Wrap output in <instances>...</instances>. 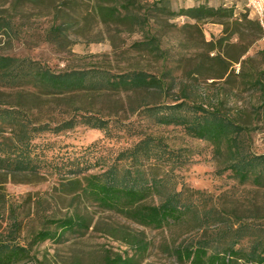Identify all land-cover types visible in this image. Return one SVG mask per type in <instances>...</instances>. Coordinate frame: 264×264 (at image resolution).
Instances as JSON below:
<instances>
[{
	"label": "rangeland",
	"instance_id": "obj_1",
	"mask_svg": "<svg viewBox=\"0 0 264 264\" xmlns=\"http://www.w3.org/2000/svg\"><path fill=\"white\" fill-rule=\"evenodd\" d=\"M158 0H148L154 2ZM193 0H166L171 12ZM224 11L200 22L157 15L143 28L99 23L88 0H0V56L39 62L52 72L106 69L112 73L142 71L158 78L162 92L151 94L43 95L0 86V109H20L32 124L58 123L75 112L108 119L112 134L76 126L36 143L52 145L51 157L91 147L105 165L142 135L159 139L173 152L171 171L177 189L200 194L245 220L264 225V190L240 185L223 170L214 146L189 137L181 127L154 125L143 109L154 103L182 99L216 110L243 129L238 141L245 152L264 154V21L261 25L240 0H198ZM150 4V3H149ZM151 38L157 49L135 46ZM52 175L9 176L0 173V242L30 248L28 264H102L106 257H131L129 236L142 239L147 252L138 264H180L173 250L208 235L186 227L153 230L118 215L102 212L84 201H73L58 190ZM199 197V195H198ZM78 212L89 222L82 238L33 244L43 220Z\"/></svg>",
	"mask_w": 264,
	"mask_h": 264
},
{
	"label": "trees",
	"instance_id": "obj_2",
	"mask_svg": "<svg viewBox=\"0 0 264 264\" xmlns=\"http://www.w3.org/2000/svg\"><path fill=\"white\" fill-rule=\"evenodd\" d=\"M96 20L103 25L143 28L157 15L186 17L200 22L224 11L193 0L185 8L171 12L166 0H88ZM150 3V4H149ZM156 48L151 38L135 44ZM264 75V71L262 73ZM0 86L32 89L43 95L116 94L162 92L163 84L142 71L112 73L106 69L52 72L39 62L0 56ZM154 125L178 126L194 139L214 146L222 159L223 170L240 185L264 190V154L245 152L240 148L243 129L216 110H207L180 98L169 104L154 103L143 109ZM112 122L87 112H75L58 123L32 124L20 109H0V173L27 177L52 175L58 190L73 201L125 218L141 227L162 230L186 227L208 235L173 250L180 264H264V225L205 205L199 192L181 186L170 170L175 162L173 152L156 138L142 135L130 148L121 151L108 165L95 156L91 147L47 156L52 145L36 143L47 134L58 136L76 126L112 134ZM199 195V197H198ZM32 243L47 240L60 242L65 236L82 238L89 222L78 212L50 216ZM125 244L134 252L131 257H106L102 264H138L136 256L147 252L142 239L129 236ZM30 248L15 242H0V264H28Z\"/></svg>",
	"mask_w": 264,
	"mask_h": 264
},
{
	"label": "built area",
	"instance_id": "obj_3",
	"mask_svg": "<svg viewBox=\"0 0 264 264\" xmlns=\"http://www.w3.org/2000/svg\"><path fill=\"white\" fill-rule=\"evenodd\" d=\"M247 11L261 24L264 21V0H240Z\"/></svg>",
	"mask_w": 264,
	"mask_h": 264
}]
</instances>
